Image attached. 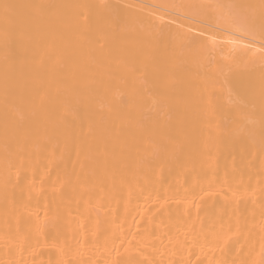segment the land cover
<instances>
[{
    "label": "bare ground",
    "instance_id": "obj_1",
    "mask_svg": "<svg viewBox=\"0 0 264 264\" xmlns=\"http://www.w3.org/2000/svg\"><path fill=\"white\" fill-rule=\"evenodd\" d=\"M230 5L264 12L0 0V264H264L261 40L205 43Z\"/></svg>",
    "mask_w": 264,
    "mask_h": 264
},
{
    "label": "snow or ice",
    "instance_id": "obj_2",
    "mask_svg": "<svg viewBox=\"0 0 264 264\" xmlns=\"http://www.w3.org/2000/svg\"><path fill=\"white\" fill-rule=\"evenodd\" d=\"M8 5H5L7 8ZM221 7V6H218ZM246 5H230L233 9L227 14L221 13L207 27L211 30L210 35L205 39V43L215 45V33L219 31H228L230 34L240 33L243 36H251L253 42L259 36L261 40V65L264 66V12L259 17V22L255 16L249 15ZM264 7V5H262ZM245 47H248L245 45Z\"/></svg>",
    "mask_w": 264,
    "mask_h": 264
}]
</instances>
